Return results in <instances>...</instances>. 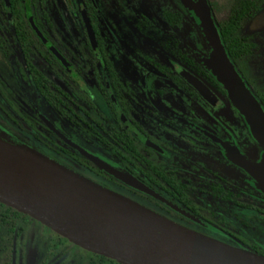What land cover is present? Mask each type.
<instances>
[{
  "label": "flooded vegetation",
  "instance_id": "1",
  "mask_svg": "<svg viewBox=\"0 0 264 264\" xmlns=\"http://www.w3.org/2000/svg\"><path fill=\"white\" fill-rule=\"evenodd\" d=\"M204 2L228 57L221 26L228 5ZM252 2L229 42H239V59H228L264 111V0ZM198 6L0 0V140L264 257V173L241 166H253L262 149L203 66L210 47ZM107 260L0 204V264Z\"/></svg>",
  "mask_w": 264,
  "mask_h": 264
},
{
  "label": "water",
  "instance_id": "2",
  "mask_svg": "<svg viewBox=\"0 0 264 264\" xmlns=\"http://www.w3.org/2000/svg\"><path fill=\"white\" fill-rule=\"evenodd\" d=\"M198 2L195 13L210 47L203 66L262 149L253 166H241L247 173H264V111L228 59L204 0ZM0 204L117 264H264L262 256L191 232L2 140Z\"/></svg>",
  "mask_w": 264,
  "mask_h": 264
},
{
  "label": "trees",
  "instance_id": "3",
  "mask_svg": "<svg viewBox=\"0 0 264 264\" xmlns=\"http://www.w3.org/2000/svg\"><path fill=\"white\" fill-rule=\"evenodd\" d=\"M252 8V0H229L228 15L226 17V20L221 23V26L225 31L224 33H222L224 41L228 39L225 48L228 57L232 62H235L239 59V46H235L239 42H237L234 38V40H232V44L234 45L233 47L231 46V43L229 44V42L231 40V37H235V29L249 17ZM108 262L117 264L111 260H107V263Z\"/></svg>",
  "mask_w": 264,
  "mask_h": 264
},
{
  "label": "rangeland",
  "instance_id": "4",
  "mask_svg": "<svg viewBox=\"0 0 264 264\" xmlns=\"http://www.w3.org/2000/svg\"><path fill=\"white\" fill-rule=\"evenodd\" d=\"M220 1H221V3L224 4V5H226V4L228 5V3H229V0H220ZM219 3H220V2H218V5H219ZM221 3H220V4H221ZM227 7H228V6H227ZM254 24H255V22H254V21H251V23H250L249 26L252 27ZM262 30L264 31V29H261V31H262ZM261 31H260V32H261Z\"/></svg>",
  "mask_w": 264,
  "mask_h": 264
}]
</instances>
